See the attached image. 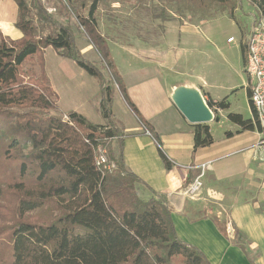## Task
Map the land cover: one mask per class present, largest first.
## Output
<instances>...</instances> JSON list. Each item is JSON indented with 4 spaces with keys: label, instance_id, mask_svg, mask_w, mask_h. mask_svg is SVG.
I'll use <instances>...</instances> for the list:
<instances>
[{
    "label": "trees",
    "instance_id": "1",
    "mask_svg": "<svg viewBox=\"0 0 264 264\" xmlns=\"http://www.w3.org/2000/svg\"><path fill=\"white\" fill-rule=\"evenodd\" d=\"M13 1L18 12L15 28L22 38L12 41L0 33V264H210L198 249L178 238L165 197L152 192L155 198L143 201L137 187L149 188L125 168L124 135L112 112L115 92L138 124L152 134L165 169L172 164L130 100L111 58L109 38L102 34L97 17L109 0H65L67 16L82 30L100 66L84 59L71 28L59 24L40 0ZM135 1L138 5L147 0ZM243 1L256 15H264V0H185L177 13L215 9L242 31L235 14ZM48 27L52 31L45 34ZM47 48L97 80L104 125L75 113L67 120L51 115L57 96L44 69ZM240 51L245 65L242 39ZM28 63L38 73L25 72ZM201 95L213 122L219 111L229 108L227 97L214 101L204 91ZM227 120L240 132L260 131L254 115L243 120L229 114ZM192 128L194 152L214 143L209 126ZM113 141L117 154L111 149ZM98 148L105 150L113 170L96 167ZM234 243L249 256L250 245L237 230Z\"/></svg>",
    "mask_w": 264,
    "mask_h": 264
},
{
    "label": "crops",
    "instance_id": "2",
    "mask_svg": "<svg viewBox=\"0 0 264 264\" xmlns=\"http://www.w3.org/2000/svg\"><path fill=\"white\" fill-rule=\"evenodd\" d=\"M17 14L13 0H0V33L12 41L22 38L15 28ZM108 42L130 100L158 137L161 150L172 164L170 170L165 169L152 134L138 124L115 92L112 112L124 135L125 168L149 188L137 187L140 198L143 201L155 198L152 192L165 197L178 238L198 249L210 264H264V152L258 147L260 132L248 131L253 141L234 142L247 133L236 127L230 131V139L214 141L210 147L194 152V125L178 111L173 96L184 88L204 91L217 101L206 83L184 72L178 50L170 54L158 45L140 41L115 44L108 39ZM78 49L87 61L100 66L91 46L85 44ZM43 59L49 85L57 96L56 111L61 116L75 113L94 125H104L97 80L51 48L45 49ZM212 123L204 124L209 126L210 133ZM111 149L117 154L115 141ZM203 165L207 166L203 187L198 197L191 199L186 190L201 175ZM235 230L249 243V256L235 245Z\"/></svg>",
    "mask_w": 264,
    "mask_h": 264
},
{
    "label": "rangeland",
    "instance_id": "3",
    "mask_svg": "<svg viewBox=\"0 0 264 264\" xmlns=\"http://www.w3.org/2000/svg\"><path fill=\"white\" fill-rule=\"evenodd\" d=\"M117 1L109 0L97 14L102 34L112 43L133 44L140 41L147 45H158L163 52L170 54L178 50L182 56L181 67L184 72H190L195 79L204 81L217 101L228 98L229 108L220 111V120L211 125L214 141L220 143L225 138L230 139L225 134L237 127L227 120V115L237 114L243 120L253 119L246 93L248 78L240 51L241 39L246 41L253 17L259 16L252 7L243 1L242 10L236 12V20L242 26L240 31L234 22L227 16L218 14L215 9L207 11L202 7L195 9L193 13H177L185 0H176V4L168 0H147L138 5L135 0ZM40 2L59 24L71 28L77 49L87 44L82 30L67 16L65 0ZM32 11L35 19V10ZM47 29L45 34L52 31L50 27ZM229 39L234 42L229 43ZM23 69L32 74L38 73V68L34 65ZM51 115L64 117L56 109ZM239 140L253 141V135L247 132L234 142Z\"/></svg>",
    "mask_w": 264,
    "mask_h": 264
},
{
    "label": "built area",
    "instance_id": "4",
    "mask_svg": "<svg viewBox=\"0 0 264 264\" xmlns=\"http://www.w3.org/2000/svg\"><path fill=\"white\" fill-rule=\"evenodd\" d=\"M233 43V39H229ZM245 73L248 78L249 104L260 129L258 147L264 152V15L254 16L249 26V34L245 41ZM63 120H67L64 116ZM94 162L98 169L111 171L114 164L109 163L105 150L98 148L95 152ZM206 165L200 167L201 175L187 188L186 194L197 198L202 187V178Z\"/></svg>",
    "mask_w": 264,
    "mask_h": 264
},
{
    "label": "water",
    "instance_id": "5",
    "mask_svg": "<svg viewBox=\"0 0 264 264\" xmlns=\"http://www.w3.org/2000/svg\"><path fill=\"white\" fill-rule=\"evenodd\" d=\"M173 101L181 115L193 125H203L214 120V115L202 100V95L184 88L175 91ZM220 118L217 116L215 122Z\"/></svg>",
    "mask_w": 264,
    "mask_h": 264
}]
</instances>
